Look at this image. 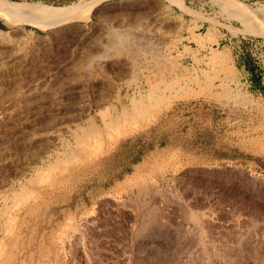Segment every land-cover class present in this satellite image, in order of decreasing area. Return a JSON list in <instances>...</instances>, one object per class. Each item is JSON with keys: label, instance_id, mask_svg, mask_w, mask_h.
<instances>
[{"label": "rangeland", "instance_id": "374dc122", "mask_svg": "<svg viewBox=\"0 0 264 264\" xmlns=\"http://www.w3.org/2000/svg\"><path fill=\"white\" fill-rule=\"evenodd\" d=\"M7 1L79 17H0V264H264V84L241 67L264 0ZM177 71L184 93L136 107ZM137 135L153 148L108 179Z\"/></svg>", "mask_w": 264, "mask_h": 264}, {"label": "bare ground", "instance_id": "6f19581e", "mask_svg": "<svg viewBox=\"0 0 264 264\" xmlns=\"http://www.w3.org/2000/svg\"><path fill=\"white\" fill-rule=\"evenodd\" d=\"M91 8L88 7V11L90 12ZM79 12L73 13V14H66V15H61V14H51V13H47L46 10L42 9V7L38 4L35 3H13L7 0H0V17L8 22H16V23H23V22H30V23H34L36 25H38L39 27H47L49 26V24L46 23V21H59V20H66V19H71L76 17ZM85 14V13H84ZM79 17V16H77ZM81 18V17H80ZM78 19V18H77ZM51 21V23H52ZM50 23V22H49ZM147 31V30H146ZM151 39V38H150ZM119 40V39H118ZM141 42V41H140ZM109 47V46H108ZM128 47V46H127ZM154 51V50H153ZM151 52V51H150ZM148 53V52H147ZM10 55V54H8ZM20 54H18L17 56H19ZM147 55V54H146ZM16 55H11V57L8 56L9 59V63H16V60L18 59ZM24 56V55H23ZM20 58V57H19ZM110 58V57H108ZM86 60V59H85ZM8 61V60H7ZM147 61V60H146ZM12 64V65H13ZM174 73V72H173ZM167 74V73H166ZM163 74V76L160 78V84L162 85V89H157L156 87L154 88L153 85H150L149 90L147 91L146 94H142L139 92L138 94V98H137V105L136 107H138V109H144L142 111L146 112L149 110H152V108H158L161 107L160 105L163 103V100H165V98L168 95H173V94H181L184 93L186 91V89L189 87V80L187 79L188 74L186 73H182V72H175L174 74H170V75H166ZM47 81V80H46ZM158 82H156L157 84ZM155 84V85H156ZM43 86V85H42ZM157 86V85H156ZM190 93V92H189ZM71 94V93H70ZM73 96V95H72ZM179 97V95H178ZM69 98V97H68ZM76 100V99H75ZM166 102V101H165ZM76 103V102H75ZM67 104V102H66ZM62 105V104H61ZM70 105V104H67ZM79 105V104H78ZM46 106V104H45ZM45 106H43V108H46ZM75 105H73L74 107ZM48 107V105H47ZM70 107V106H69ZM153 108V109H154ZM151 112V111H150ZM35 122V121H33ZM50 140V139H49ZM19 141V140H18ZM18 144V143H17ZM27 146V150L23 148L28 152V153H33V154H38L40 153V147L42 145H37V144H31ZM19 149L21 146H18ZM17 149V150H19ZM16 150V152H17ZM12 152L13 151V147L8 148V152ZM15 153V152H13ZM25 155L27 153H24ZM3 168H2V164L0 163V172H2ZM13 182V181H12ZM15 183V182H13ZM12 183V184H13ZM36 185H34L35 187ZM26 189L24 188L23 191H25ZM32 194V193H31ZM29 196V195H28ZM33 196V195H32ZM27 196H22L21 201H23L24 203L27 200ZM15 200V199H14ZM7 201V200H6ZM14 202V201H13ZM15 203V202H14ZM18 204H20V202H18ZM219 204V203H218ZM7 202H6V206H7ZM246 210V209H245ZM21 211V210H20ZM18 211V212H20ZM2 216L7 215V217L10 216V211L8 210V208L6 207L4 212L1 213ZM1 216V217H2ZM193 216V215H192ZM0 217V218H1ZM6 219V218H5ZM153 219V218H152ZM4 221V220H3ZM5 232H3V234L6 237V240L3 239V242L0 243V259L3 258V260H7V253H8V247L4 248L3 244H7V241L10 240L11 237H8L9 232L11 231V227H10V223L7 220H5ZM153 220H151L152 222ZM207 221V220H206ZM148 222V221H147ZM195 224V223H194ZM193 224V225H194ZM147 225L143 226V228L141 230H146ZM3 229V228H2ZM4 230V229H3ZM74 231V230H73ZM218 236V235H217ZM73 248V247H72ZM264 248V247H263ZM70 251V250H69ZM258 252V251H257ZM244 256V255H243ZM185 258V257H184Z\"/></svg>", "mask_w": 264, "mask_h": 264}, {"label": "crops", "instance_id": "0c3cea01", "mask_svg": "<svg viewBox=\"0 0 264 264\" xmlns=\"http://www.w3.org/2000/svg\"><path fill=\"white\" fill-rule=\"evenodd\" d=\"M2 27H3V23L0 21V29ZM244 63L245 62L243 60L241 67L246 68V71H248L250 75V79H251L249 82L255 83L257 85H258V81L262 83V81L260 80L261 78L259 77V74L257 72V69L253 68L251 71L250 63L248 64V66H245ZM137 136H140V135H137ZM136 137L126 138L122 140L115 148H113L111 151H109V153L106 154V156L103 157L104 163L114 164L115 162L118 161L120 164V166H118L114 174L108 175V179H111V177H115L114 179L121 180L123 179V177L132 173L133 170L143 161L144 154L146 153L144 151H148V150L151 151V149L153 148L152 144H151L152 146L150 145V149H149L148 143H142L143 137L141 135L140 145L143 144L144 146H142L141 151L138 152L139 146H137L136 148H132L133 142ZM113 183H116V181L114 180Z\"/></svg>", "mask_w": 264, "mask_h": 264}, {"label": "built area", "instance_id": "2783aa9c", "mask_svg": "<svg viewBox=\"0 0 264 264\" xmlns=\"http://www.w3.org/2000/svg\"><path fill=\"white\" fill-rule=\"evenodd\" d=\"M252 56L254 63L259 67L260 78L262 79V84H264V39L252 41Z\"/></svg>", "mask_w": 264, "mask_h": 264}, {"label": "trees", "instance_id": "16d2710c", "mask_svg": "<svg viewBox=\"0 0 264 264\" xmlns=\"http://www.w3.org/2000/svg\"><path fill=\"white\" fill-rule=\"evenodd\" d=\"M13 1V0H12ZM248 66V65H247ZM250 70L252 71V66L250 65ZM140 143H141V135L140 136H137L136 138H135V140H134V142H133V146H132V148H136L137 146H139L138 147V152L139 151H141V149H142V146H144L143 144H141L140 145ZM166 142H165V140L164 139H162L161 141H160V145H164ZM149 144V143H148ZM152 146V145H151ZM148 148L150 149V145L148 146Z\"/></svg>", "mask_w": 264, "mask_h": 264}]
</instances>
